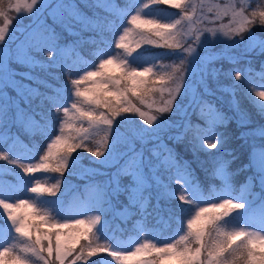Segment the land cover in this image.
Returning <instances> with one entry per match:
<instances>
[{"label":"snow or ice","instance_id":"obj_1","mask_svg":"<svg viewBox=\"0 0 264 264\" xmlns=\"http://www.w3.org/2000/svg\"><path fill=\"white\" fill-rule=\"evenodd\" d=\"M13 11L15 17L9 15ZM225 17L227 25L208 26ZM0 18V161L20 168L30 180L37 172L101 177L86 186L85 211L77 213L94 215L77 219L59 203V179L51 186L37 180L28 187L20 177L26 189V198H20L5 183L8 170H0V264H264V143L253 145L248 163L232 173L227 166L238 157L221 151L228 137L217 131L234 120L246 129L240 139L258 132L264 141V124L250 127L252 116L241 104L246 98L264 116V62L259 72L251 60L227 72L215 67L224 60L238 65L253 54L264 57V0L224 6L201 0L199 7L194 0H140L139 6L120 0H8L7 5L0 0ZM120 28L115 48L123 54L106 48L98 64L78 69V78H71L65 49L81 50L88 43L86 32L92 47H104ZM65 32L76 38L71 45L61 42ZM144 46L164 51L145 55ZM41 55L49 62L38 59ZM165 59L172 63H161ZM16 65L27 70L16 71ZM37 67L53 80L58 78L51 69H59L69 80L50 83L34 73ZM221 75L234 79L224 86ZM213 82L216 91L229 96L227 110L209 100L216 95ZM28 132L46 142L36 165L14 156ZM181 143L209 180L212 174L221 176L222 188L209 190L192 161L176 150ZM213 149L215 154L208 151ZM200 152L211 157L212 174ZM85 159L92 167H79ZM245 170L250 174L234 183L233 176ZM44 193L55 199H42ZM190 206L198 210L185 229ZM23 207L31 210V220L17 213ZM165 217L175 219V231L164 239L145 236L134 248L123 246L109 225L114 219L142 218L143 232L152 220ZM138 254L148 258L134 259Z\"/></svg>","mask_w":264,"mask_h":264},{"label":"rangeland","instance_id":"obj_2","mask_svg":"<svg viewBox=\"0 0 264 264\" xmlns=\"http://www.w3.org/2000/svg\"><path fill=\"white\" fill-rule=\"evenodd\" d=\"M4 2H5V5H7L8 0H4ZM13 2H14V0H13ZM29 2H30V0H29ZM70 2L81 3L82 0H70ZM145 2H146V0H145ZM194 2L197 4L198 7L201 4V0H194ZM204 2L207 5L220 4V5L224 6V5H230L233 3L239 5L241 3V0H204ZM244 2L245 3H251L252 0H244ZM120 3L122 5L128 4V3H135V4H137V6H139L140 0H120ZM252 6L254 7L255 4H253ZM158 7L164 8L165 6L161 5ZM124 10L127 11V9H124ZM144 11H147V9H145ZM172 11H175V10L169 9V12H172ZM161 14H163V13H161ZM9 15L11 17H15L17 15V13H15L13 11V12H10ZM24 15H25L24 23H28L29 21L27 20V13H25ZM2 22H3L2 18H0V26H2ZM49 22H50V19H49ZM228 22H229L228 17H225L222 21H218L217 25H208V26L209 27H215V26H218L219 23H223L224 25H227ZM124 25L126 27H131V25L127 24V20L124 21ZM195 27L196 26L194 25L193 28H195ZM185 30H187V25H186ZM122 33H123V28H120L114 36H112L110 33L108 39H106L105 46L101 47V48H96V47H92L93 40L88 37V33L86 32L84 35H85V39L88 40V43L81 50H77L74 53L71 47H68L67 49H65L64 57L67 59V61L71 65H73L71 78H78L77 77V70L78 69L87 67V66L91 65L93 62L98 64L99 58L101 57L102 53L105 51L106 48L111 49L113 55H116L117 53L122 55L123 50L115 48V44L119 38V35ZM19 34H20V32L18 31L17 35H19ZM257 35L259 37L260 33L258 32ZM74 39H76V38L69 35L67 32H65L63 34L61 42L71 45V42ZM129 39H135V37L133 36V37H130ZM144 48L146 49L145 55H147L150 52L164 51L163 49H156V48H152L149 46H144ZM253 55H255V54H253ZM93 58H95V61L93 60ZM103 58H107V57L105 56ZM38 59H41L45 62H49V60H50V58L47 57L46 55H41L40 57H38ZM161 63L171 64L172 59H165V60L161 61ZM215 67L221 68L224 72H227L228 69L232 68V67H237V68L245 67V61H244V59H242L238 65H233V64H230L228 61L224 60V61L218 62L215 65ZM15 70L16 71H26L27 69L22 68L19 65H16ZM87 70H93V69L91 67H88ZM33 71L36 75H39V76L47 79L50 83H53V84L64 83V82H67L69 80V77L66 76L59 69H51V72L58 78L57 80H53L52 75H49L48 73L44 72L39 67L33 69ZM108 71L115 74V69L111 65L108 66ZM167 71H171V69L169 68V69H167ZM80 74H82V72H80ZM233 79H234V77H224L223 75H221L220 83L224 86H227L231 83V81ZM257 82L259 83V77H257ZM81 87L82 88L89 87V85L88 84H82ZM211 87L213 88V91H216L215 82H213L211 84ZM248 87L252 88L253 85H249ZM10 94L15 95V92H10ZM237 95L239 96L240 93H237ZM156 99L158 100L159 97L157 96ZM209 100L215 106H218L222 109L227 110V108H228L229 96L226 93L216 91V95L209 97ZM34 103H38V101H34ZM135 103H138V102H135ZM241 104L243 107L246 108V110L252 116V124L250 125V127H257L261 124H264V116L259 115L257 113V109L255 107H253L247 101L246 98L241 97ZM22 107H27V105L24 104V105H22ZM203 107H205V110H207V105H204ZM144 111L146 112L147 115L154 114L152 111H150L147 108H144ZM197 111H199V109H197ZM60 115L62 116L63 114L61 113ZM136 119L139 120V117L137 116ZM140 122L143 123V121H140ZM56 127L58 129V125H56ZM244 130H246V129L238 128L234 120L229 123V125L227 126L226 129L224 127H218L217 128V131L226 132V135L228 137V142L224 146V148L221 149V151H224L225 149H227L229 151H234L238 157V159H235L234 161L231 162L230 165L227 166L228 170L232 173H235L236 169H238V168H240L243 165H246L248 163L249 152H250V149L252 148L253 145H255L258 148L261 143H264V141H262L260 139L258 132H257L255 138L249 137L247 140L240 139L239 133L241 131H244ZM12 131L15 133L17 131V129L14 127L12 129ZM48 142H50V141H48ZM34 144L38 145V147L34 148L33 147ZM169 146H172V145L170 144ZM44 150H46V142L39 139L35 132H28L27 135H23V134L21 135V139L16 145L14 156L16 158H18L25 165H28V164L36 165V164L40 163L39 156L43 155ZM176 150L178 151V153L182 157L192 161V167L196 170V175L199 177V179L201 181L208 183L209 190H211L212 188L219 189V188H222L224 186L223 180L221 179V176L218 173L212 174V168H211V163H210L211 157L206 155L205 152H200V153H198V155L200 157V160H208L209 161V164H208L209 174H212L214 176V178L211 180L208 179V177L206 176V173L199 167V164L196 162L195 158L193 157V154H192L190 148L186 149L184 144L181 143V144L176 146ZM208 151L213 153V154L216 153L215 149L208 150ZM82 155L87 158V157H89L90 154L89 153H82ZM226 158L231 159L230 157H226ZM92 159H95V158H92ZM79 167L87 168V167H92V166L89 165L87 159H85L84 161L81 162ZM5 168L8 170V175H7V177L4 178L5 183L8 185L9 191H14L17 195L20 196V198H26V196H25L26 189L21 184L20 177H24V182L27 183L28 187L34 186L37 180L39 181V183L42 186H51L52 184H54L56 182L57 179H59L61 181V192H58L57 196H60L59 203L63 207L64 211L68 215H74L75 218H77V219H89V218H91V216L94 215V213H88L87 215H78L77 213H82L85 211V199L88 196V193L86 192V186L89 185V183L93 180H95V181L100 180L101 177H99V176L90 177V176L82 175V174L71 175V174H69L68 171H65L63 176H60V174H58V173H52V172H37L34 174H30L31 177H34L33 179L30 180L29 177L24 175V173L21 171L20 168L14 166V165H7L6 161H0V170H3ZM249 174L250 173L246 170L239 172L238 174H235L233 176L234 183L239 184V182L243 181V179L246 176H248ZM61 193H62V195H61ZM33 195L34 194L27 193V196H33ZM41 198L48 200V201H52L55 199L54 197L49 196L47 193H44ZM9 202L15 203V200H10ZM200 206L201 207H207L206 204H201ZM186 207H189V205H186ZM190 207H192L191 214L185 216V218H184L185 229H186L187 219L191 218V215H194L195 211L198 210L195 206H190ZM2 211H3L2 208H0V212H2ZM16 211L18 214L28 215L29 219L31 220V210L30 209L23 207V208H20ZM5 219H6V217H5ZM202 219H203V217H202ZM61 222H63V221H61ZM171 223L172 224H171L170 229L167 232V234L163 238H160L158 235L157 228L154 227L153 224H150L149 226H147L146 231H143V232L140 231L141 228L146 227L145 221L142 218L141 219L140 218L133 219L132 222H130L124 228L121 226L120 222L116 219L109 221L110 229L115 230L116 238L119 239L123 243V246L130 247V248H134L135 244L137 242H143L145 236H156L160 239H164V238L170 236L175 231V229L177 227V223H176L175 219H172ZM48 227H49L48 225H44L43 230H45V231L48 230ZM65 231H67V230H65ZM98 242L99 243H106V242L107 243H114V241H105V240H99ZM152 242H155V241H152ZM157 246H161V245H157ZM101 255L104 257H107L106 253L101 254ZM142 258H148L147 254H138L137 257H135L134 259H142ZM108 259H110V258H108ZM125 264H131V262L130 261L125 262ZM164 264H175V261L165 260Z\"/></svg>","mask_w":264,"mask_h":264},{"label":"trees","instance_id":"obj_3","mask_svg":"<svg viewBox=\"0 0 264 264\" xmlns=\"http://www.w3.org/2000/svg\"><path fill=\"white\" fill-rule=\"evenodd\" d=\"M246 60H251L252 67L254 68V70L256 72H259L260 65L262 62H264V57H261L259 55H252V56L244 59L245 64H246ZM131 221H126V220H124V218L119 219L121 226H125V225L129 224ZM171 222H172V219H168L167 217H165V218H160L158 220H152L151 224H153L154 227L157 228L159 237L163 238L167 234V232L169 231L170 226L172 224Z\"/></svg>","mask_w":264,"mask_h":264}]
</instances>
